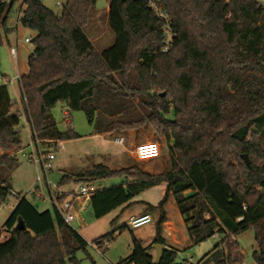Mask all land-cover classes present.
<instances>
[{
	"label": "trees",
	"instance_id": "1",
	"mask_svg": "<svg viewBox=\"0 0 264 264\" xmlns=\"http://www.w3.org/2000/svg\"><path fill=\"white\" fill-rule=\"evenodd\" d=\"M95 4L66 0L55 13L41 0H22L19 10L20 0H0V45L12 31L9 16L17 12V25L34 33L28 71L19 78L32 138L56 145L80 137L69 126L60 130L52 116V108L65 103L66 114H85L95 135L151 129L172 157L160 173L94 164L63 174L56 188L124 176L121 184L90 195L92 215L101 218L165 183L159 203L143 212L160 211L156 237L148 246L134 239L127 264H173V250L163 249L157 263L151 254L152 244L165 245L160 231L170 196L190 223L193 242L223 234L215 264L243 263L236 235L248 229L256 244L252 258L264 264V6L255 0H109L114 43L98 51L83 31ZM19 124L17 103L0 85V205L13 193ZM189 190L193 194L185 196ZM15 194L3 223L8 237L1 240L0 232V264H77L75 254L87 253L88 242L53 207L39 210L26 195ZM19 218L24 229L15 228ZM110 237L89 244L101 251Z\"/></svg>",
	"mask_w": 264,
	"mask_h": 264
},
{
	"label": "rangeland",
	"instance_id": "2",
	"mask_svg": "<svg viewBox=\"0 0 264 264\" xmlns=\"http://www.w3.org/2000/svg\"><path fill=\"white\" fill-rule=\"evenodd\" d=\"M42 3L55 13L61 11L62 5L66 0H41ZM264 6V0H255ZM109 0H96L95 11L98 22H92L84 27L83 31L88 39L95 38L93 45L98 51L111 46L114 43V36L107 23V6ZM10 26L14 24L13 15L9 16ZM34 33L26 28L17 25L16 35L9 32L6 39L2 36V44L0 45V75H6L9 78L22 75L28 71V57L32 53L34 46L31 42H24V38H32ZM9 45L16 47V59H14L9 51ZM0 85L3 82L0 81ZM12 99H17V106L20 110V138L21 147L17 150L18 167L10 174V183L13 193L8 197L7 201L0 205V232L1 240L8 237L3 231V223L10 211L16 204L15 193L18 196L26 195L39 210L51 209V205L47 200L49 195L46 181L52 189H55L57 183L63 174L75 175L90 169L94 164H103L109 169L117 170L136 166L144 172L160 173L167 170L170 166L171 153L166 143L157 138L153 131L149 128H140L137 130H128L123 133H114L113 135L98 136L94 134L93 123L87 121L85 114L80 111H70L65 103H57L52 108V116L60 130H66L68 126L78 133L80 137L63 141V148L56 147L52 142L47 145L40 144L42 150L48 149L54 155V159L50 162V169L47 171L46 180L39 162L29 160L30 154H36L35 147L29 145L30 132L29 125L25 118L22 104L19 103L18 83L7 85ZM171 117V116H169ZM66 119L69 121L66 122ZM114 137H121L122 144L113 143ZM157 142L160 146V156L157 158L138 161L132 156L133 147L142 142ZM247 156V155H246ZM249 163V159L247 156ZM40 177L41 181L37 182L36 178ZM124 176L113 175L102 180H96L93 185L98 187H110L112 185L121 184ZM79 183H68L60 187L63 192L77 191ZM36 187L40 189V193L45 196L44 199H36L33 191ZM165 183L154 185L150 188L142 190L136 194L128 204L113 209L101 218H95L92 215L89 203L78 211L79 222H72L73 228L78 234L88 242L87 253L78 251L75 254L77 264H127L123 262L132 252L134 239L139 240L143 246H148L156 237L157 221L160 216L159 210L149 211L151 221L137 228H131L127 225V221L132 214H139L147 210L148 205L156 206L164 196ZM193 194L189 190L184 192L185 196ZM82 200V198H81ZM84 200H82L83 202ZM80 205L73 203V210H77ZM166 213V221L161 225L160 236L168 249L174 251L173 264H215V261L221 257L219 249L223 234H215L206 238L201 242H193L187 233L189 222H185V218L179 213L174 198L170 196L164 205ZM81 224V226L79 225ZM106 234H111L108 239L107 247L104 250L96 251L89 244L93 239ZM236 241L243 254L242 264H257L252 258V252L256 249L254 241V233L251 229L245 230L236 235ZM152 244L151 254L154 256ZM217 249L213 255L205 259ZM69 264V263H68Z\"/></svg>",
	"mask_w": 264,
	"mask_h": 264
},
{
	"label": "built area",
	"instance_id": "3",
	"mask_svg": "<svg viewBox=\"0 0 264 264\" xmlns=\"http://www.w3.org/2000/svg\"><path fill=\"white\" fill-rule=\"evenodd\" d=\"M21 1L20 5L18 7H21ZM162 16V14H160ZM18 18V12L15 14V20L17 21ZM24 42H30L29 38H24ZM11 56L16 59V47L12 46L9 49ZM20 76H15L14 79H17L19 82ZM0 81L3 82V85H10L12 83V80L3 78L0 76ZM121 137H114L112 139L113 143L115 144H122L121 143ZM29 145H33L35 147L36 154H30L29 160L33 162H39L41 165V168L44 173V179L46 180V174L47 171L50 169V162L54 159L53 153H44V150L40 147V140L38 139H32ZM62 146H60L61 148ZM132 156L138 160H149L153 158H157L160 156V146L157 142H142L133 147L132 150ZM36 181H41L40 177L36 178ZM46 185L48 187L49 195L47 196V200L50 203L51 207H53L62 217L63 221L72 226L73 221L78 220V211L81 209L80 206L77 210H73V203L78 202L81 198L82 199H89L90 195L96 190L93 183H81L77 191H70V192H63L61 189H52L50 184L47 183ZM34 197L36 199H44L45 196L40 193V189L36 187V190L33 191ZM15 197H17L16 194H14ZM151 221V215L150 214H139L135 216H131L128 221L127 225L131 228H137L142 225H145ZM73 227V226H72ZM108 242L104 241L102 243L103 246H107ZM96 251H99V248H97L95 245H92Z\"/></svg>",
	"mask_w": 264,
	"mask_h": 264
},
{
	"label": "crops",
	"instance_id": "4",
	"mask_svg": "<svg viewBox=\"0 0 264 264\" xmlns=\"http://www.w3.org/2000/svg\"><path fill=\"white\" fill-rule=\"evenodd\" d=\"M107 12H108V6H107V10H106V14H107ZM98 17H99V15H97V13L96 12H94L93 13V16H92V22H98ZM10 20V19H9ZM9 20H8V22H9ZM13 21H14V24L12 25V26H10V23H8V25H9V27H11L12 28V31L11 32H13V34L14 35H16V33H17V23H16V20H15V18L13 17ZM87 27V26H86ZM5 40H6V42H7V44H10L9 42V39H6V37H5ZM91 42H92V44H93V42H94V40H95V38H93V39H89ZM10 47H12V46H10L9 45V48ZM4 75V74H3ZM3 75H0V76H3ZM18 75V74H17ZM16 75V76H17ZM6 76V75H5ZM18 76H20V75H18ZM13 78H15V76L13 77ZM13 78L11 79V78H9V77H7L6 79H10V80H12V83L10 84V85H13L16 81H17V83H18V93H19V96H18V98H19V103H21L22 104V94H21V90H20V87H19V82H18V80L17 79H14L13 80ZM14 101L17 103V99H14ZM22 107V106H21ZM64 114H66V112L64 111ZM66 122L68 123L69 121L66 119ZM27 124H28V122H27ZM29 125V124H28ZM29 132H30V138H31V140L33 139L32 138V135H31V130H30V127H29ZM98 136H103V135H98ZM31 140H30V142H31ZM49 142H52V140H50ZM30 144V143H29ZM57 146H62L61 148H63V141H57V145H56V147ZM21 147V146H20ZM82 200H84L83 202H82ZM80 199L77 203L80 205V208H83V206L86 204V202H88L89 203V200L87 199V200H85V199ZM143 212H145V211H143ZM143 212H141V213H139V214H142ZM139 214H132V215H130V217L131 216H135V215H139ZM129 217V218H130ZM77 222H79V217H78V220H77ZM80 226H81V224H79ZM165 248H168V247H166V245H163V249H165ZM154 250V249H153ZM154 256H155V253H154Z\"/></svg>",
	"mask_w": 264,
	"mask_h": 264
},
{
	"label": "water",
	"instance_id": "5",
	"mask_svg": "<svg viewBox=\"0 0 264 264\" xmlns=\"http://www.w3.org/2000/svg\"><path fill=\"white\" fill-rule=\"evenodd\" d=\"M153 94H154V92H153ZM160 95L162 96L163 94H160ZM241 157L243 158L244 162L246 164H248V160H247L246 154H242ZM15 228L16 229H24L25 228L24 222L22 221L21 218H19L17 220V222L15 224ZM153 249H154V252H155L154 262L157 263L158 260L161 257L162 252H163V244H154Z\"/></svg>",
	"mask_w": 264,
	"mask_h": 264
}]
</instances>
